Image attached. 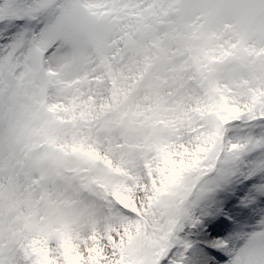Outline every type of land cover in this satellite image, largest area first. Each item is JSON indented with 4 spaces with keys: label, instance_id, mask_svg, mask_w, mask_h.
<instances>
[{
    "label": "snow or ice",
    "instance_id": "obj_1",
    "mask_svg": "<svg viewBox=\"0 0 264 264\" xmlns=\"http://www.w3.org/2000/svg\"><path fill=\"white\" fill-rule=\"evenodd\" d=\"M0 264H264V0H0Z\"/></svg>",
    "mask_w": 264,
    "mask_h": 264
}]
</instances>
